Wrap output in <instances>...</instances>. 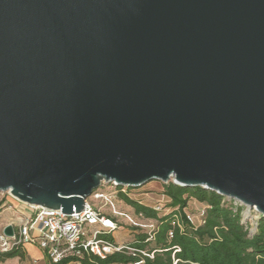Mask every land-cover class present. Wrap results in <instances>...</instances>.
Listing matches in <instances>:
<instances>
[{
  "label": "water",
  "instance_id": "95a60500",
  "mask_svg": "<svg viewBox=\"0 0 264 264\" xmlns=\"http://www.w3.org/2000/svg\"><path fill=\"white\" fill-rule=\"evenodd\" d=\"M171 178L264 216V0H0V191Z\"/></svg>",
  "mask_w": 264,
  "mask_h": 264
},
{
  "label": "trees",
  "instance_id": "16d2710c",
  "mask_svg": "<svg viewBox=\"0 0 264 264\" xmlns=\"http://www.w3.org/2000/svg\"><path fill=\"white\" fill-rule=\"evenodd\" d=\"M118 198L133 208L137 214L157 221L153 238L148 232L135 227L127 228L131 233L130 243L154 252L145 264H264V216L258 221L255 234L242 222L241 208L225 200V196L203 186H184L172 181L163 187L167 202L163 205L169 211H159L147 204L138 195L145 194V185L118 186ZM147 194V193H146ZM198 200L207 208L202 224H195L190 218L189 203ZM2 202H0V205ZM173 236H170V232ZM115 240L112 233L103 235ZM180 248V250H177ZM26 257V250L19 247L0 252V264L7 259ZM73 257H67L49 264H69ZM135 258L125 253H115L107 258L88 256L81 258L84 264H127Z\"/></svg>",
  "mask_w": 264,
  "mask_h": 264
},
{
  "label": "built area",
  "instance_id": "2783aa9c",
  "mask_svg": "<svg viewBox=\"0 0 264 264\" xmlns=\"http://www.w3.org/2000/svg\"><path fill=\"white\" fill-rule=\"evenodd\" d=\"M118 186H124L125 190L129 185L118 184L116 181H102L100 187L86 198L83 210L71 214L28 203L26 204L31 212L26 214L25 211L15 210L12 203L6 205L4 201L0 207L12 208L13 213L9 221L0 228V252L19 247L25 249L27 245H33L41 248L45 258L48 257L53 263L73 257L69 264H84L81 258L86 255L104 259L120 252L135 258L127 264H145L146 258L153 257L154 252L130 242L111 240L103 236L108 233L115 236L118 230L126 225L128 228L135 227L148 232L149 240L154 237L157 229L156 220L137 214L132 207L118 198ZM0 193L12 196L10 191ZM225 200L233 203L234 210L241 208L242 222L249 228L250 235L255 234L260 213L235 198L225 196ZM153 206L161 212L169 211L160 203ZM253 211L256 220L249 222L247 218ZM204 215L205 211L200 224L204 222ZM194 216L189 214V218L195 223ZM9 225L13 227L12 235L5 233V228ZM170 236H173L172 231ZM177 262L178 259H175V264Z\"/></svg>",
  "mask_w": 264,
  "mask_h": 264
},
{
  "label": "rangeland",
  "instance_id": "374dc122",
  "mask_svg": "<svg viewBox=\"0 0 264 264\" xmlns=\"http://www.w3.org/2000/svg\"><path fill=\"white\" fill-rule=\"evenodd\" d=\"M170 181L174 182V179L172 178L168 181L153 179L143 184L147 189L146 190L147 194L145 193L138 195V198H142L145 203L150 205H156L158 203L164 204L165 202H167V199L163 195V187L166 183H169ZM4 201H6V205L12 203L13 205H17V207L20 206V209L24 210L26 213L31 212L30 207L26 203L17 201V199H14L12 196L8 195V193H6V195L0 193V202L3 203ZM4 208L5 207H0V222H4L5 220H7L8 216L11 215V211L9 210L4 211ZM206 208L207 207L198 200L193 199L190 201L189 211L192 212L193 215H195L194 221L197 225H199L202 222L203 219L202 214L204 211H206ZM255 215L256 214L253 211L250 217L247 218V220L249 222H254L256 220ZM127 228L128 226L125 225L122 229L118 230V232L116 233L117 238L120 241L129 242L132 239L131 233L130 231L127 230ZM43 254L44 252L42 251L41 248L30 245L28 246V256L26 255L24 259H20V258L13 259L12 264H49L47 258L37 261L34 260V258L36 259V257H42Z\"/></svg>",
  "mask_w": 264,
  "mask_h": 264
},
{
  "label": "crops",
  "instance_id": "0c3cea01",
  "mask_svg": "<svg viewBox=\"0 0 264 264\" xmlns=\"http://www.w3.org/2000/svg\"><path fill=\"white\" fill-rule=\"evenodd\" d=\"M14 206V208H15V210H21L20 209V206H18L17 207V205H13ZM5 210H9V211H11V215H9L8 216V218H7V220H5L4 222H0V228L2 227V225H4V224H6L8 221H9V219L11 218V216H12V213H13V209L12 208H4V211ZM22 211H24V210H22ZM26 213V212H25ZM26 214H28V213H26ZM115 238H116V240L117 241H120L118 238H117V235L115 234ZM28 246H30V245H27L26 247H25V250H26V255L28 256ZM33 246V245H32ZM16 258H19V257H15V258H12V259H7V261H6V263L5 264H12V260L13 259H16ZM45 258V255L43 254L42 255V257H36V259L34 258V260L35 261H37V260H41V259H44Z\"/></svg>",
  "mask_w": 264,
  "mask_h": 264
},
{
  "label": "bare ground",
  "instance_id": "6f19581e",
  "mask_svg": "<svg viewBox=\"0 0 264 264\" xmlns=\"http://www.w3.org/2000/svg\"><path fill=\"white\" fill-rule=\"evenodd\" d=\"M172 179V178H171ZM170 180V179H169Z\"/></svg>",
  "mask_w": 264,
  "mask_h": 264
}]
</instances>
